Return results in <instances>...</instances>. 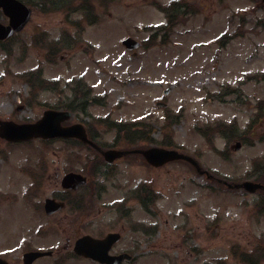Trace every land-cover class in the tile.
Here are the masks:
<instances>
[{
  "label": "rangeland",
  "instance_id": "obj_1",
  "mask_svg": "<svg viewBox=\"0 0 264 264\" xmlns=\"http://www.w3.org/2000/svg\"><path fill=\"white\" fill-rule=\"evenodd\" d=\"M168 1L30 0L27 25L0 44V116L36 118L70 99L71 122L86 121L107 149L163 144L193 156L213 176L254 180L264 167L262 1L181 0L184 9L157 36L151 27L166 22ZM127 36L152 40L132 54L121 43ZM162 38L168 42L159 44ZM26 76L32 79L26 82ZM83 96L85 107H75ZM106 116L101 125L98 118ZM127 136L134 140L124 141ZM92 151L62 139H0V242L21 237L38 247L62 243L67 220L61 213L49 218L29 206L57 193L61 177L75 172L89 182L82 188L88 201L129 197L134 210L125 226L133 217L135 230H128L126 241L155 249L138 264H264L259 191L226 187L181 160L156 168L128 154L104 166ZM32 177L41 186L37 198L27 188ZM148 191L155 214L140 206ZM97 206L88 208L87 222L98 217ZM57 217L62 228L37 236L41 224ZM78 217L77 224L69 217L71 234ZM7 257L15 260L17 253Z\"/></svg>",
  "mask_w": 264,
  "mask_h": 264
},
{
  "label": "flooded vegetation",
  "instance_id": "obj_2",
  "mask_svg": "<svg viewBox=\"0 0 264 264\" xmlns=\"http://www.w3.org/2000/svg\"><path fill=\"white\" fill-rule=\"evenodd\" d=\"M258 1V0H255ZM262 1V2H261ZM264 0H260V7H264ZM258 3V2H256ZM172 13V12H171ZM170 13V15H171ZM184 12L180 15H183ZM161 25V24H160ZM4 43L0 41V44ZM59 95V94H58ZM60 96V95H59ZM67 102L65 103L66 106L60 109L64 110H70L71 114L73 113V102ZM86 96L81 97V100L79 101V105L75 104V107L80 106L81 108H84L86 105ZM23 104L16 105V110L20 111L22 109ZM50 108V107H47ZM45 108V109H47ZM44 110V109H43ZM41 111L40 115H38L36 118L29 119L28 117L24 118H18L16 116H13L12 113L8 114L7 116H0L1 119H7V120H14L16 122H31L39 118L43 112ZM72 117V115H71ZM71 117L68 121L63 122V124L71 123ZM107 118V119H104ZM104 118H98L100 119L101 125L106 123L107 120H109V116H106ZM130 127H132V123H135V121L128 122ZM84 128L87 134V137L89 140L79 141L76 138H66L62 140L67 141H74V142H80L82 145H86L88 148L92 149L93 153H95L97 156L101 157L100 161L102 164L105 165H111L117 161V159L122 158L124 156H127L128 154H138L142 156L141 153L137 152H126L128 149L126 147H119V149L123 150V153L119 155V157H115L112 160L107 159L106 157H103L102 151H104L105 146L100 144V142L97 141V138L90 132L88 128V124L83 122ZM134 126V124H133ZM114 128H118L119 124L116 122L113 126ZM117 131V130H116ZM116 137H114L115 139ZM1 139V138H0ZM3 141L7 143L8 142L4 139ZM33 140H40V141H51L55 139H49L44 140L40 138H35ZM134 140V138L127 136L124 141L130 142ZM92 141V142H91ZM22 144V143H19ZM95 151V152H94ZM37 182L35 178H32V181L30 182V185L27 188L31 187V194L32 196H35L37 198L41 186H37ZM89 182L87 181V185H80L76 188H64L60 185L61 190H59L57 193L46 196L43 198L42 201H32L30 206L33 213L40 211L38 214L45 215L46 217H54V216H60L61 218H64L66 221V224L64 228H62L60 225V217L52 218L48 221L46 224H41L39 226L40 236H44L47 234L50 230L53 229V227L58 226L62 232H65L64 239L62 243H59L54 246L49 247H38L35 246L33 240H23V238H13L8 241L7 239H4L0 242V258L5 260V264H14V262H20V264L24 263V253L30 252V251H49L47 254L42 255L41 257H37L33 259L29 264H35L39 260H43L44 262L42 264H106L107 261H101L99 259H95L88 255L78 254L74 251V245L79 237L82 235H90L93 238L97 240L104 239L108 234L110 233H117V239L110 243L106 249L104 248H95L91 249L92 252L96 254H102V255H108V256H122L119 260L118 264H138L140 262V257H144L146 255L152 254L155 252V249H139L136 247L135 242L126 241V238H129L128 230H132L131 232H134L135 228L133 227V217L130 218L131 222V228L129 226H125V221L131 216L133 213L134 208L129 207L128 203V196L126 195L124 200H121L117 203H110L108 201H97V203H93L92 201L87 200V192L82 191L83 187H87ZM146 193V191H144ZM151 192V191H150ZM148 191L147 196L143 195L141 197L143 199V204L140 205L141 208L144 210L145 213H150L149 209L151 210V214H155V212L152 209V205L149 206L150 200H149V193ZM100 193H102V190L99 188L98 193L96 194L98 197L100 196ZM152 193V192H151ZM94 194V193H92ZM48 197H52L57 199L58 202L62 203L63 206L60 207L58 210L53 212H47L44 208V202L45 199ZM100 198V197H99ZM144 199L149 200L146 201ZM93 203V204H92ZM95 204L97 206V218H92L91 222H87V215H88V208H91V206L94 208ZM21 209V208H20ZM115 212V213H114ZM114 213V214H112ZM78 216L81 217V222L78 224V227L76 228L75 232L71 234L69 232L70 226V218L77 224V218ZM34 218V216H33ZM98 219L99 224H97L96 220ZM35 222V221H34ZM69 223V226H68ZM82 225V226H80ZM106 242H102V246ZM15 252L17 253L16 259L8 258V253ZM108 260V259H107ZM0 264H4L2 260H0Z\"/></svg>",
  "mask_w": 264,
  "mask_h": 264
},
{
  "label": "water",
  "instance_id": "obj_3",
  "mask_svg": "<svg viewBox=\"0 0 264 264\" xmlns=\"http://www.w3.org/2000/svg\"><path fill=\"white\" fill-rule=\"evenodd\" d=\"M0 8L9 18L8 24L6 25L0 22L1 40L12 35L15 31L21 30L25 26L31 15V8L20 0H0ZM122 42L127 48H132L137 45V43L131 38H126ZM70 115V112L66 110L47 109L43 112L42 117L34 123L16 124L13 122L0 121V136L13 141H23L37 136L43 138L76 137L83 141H87L84 128L81 124L74 123L68 126L61 125V122L68 119ZM238 145L239 144L237 143L236 147H238ZM142 153L144 154L147 161L153 165H160L168 160L177 158L189 160L197 165L193 158L175 150L152 147L147 150H143ZM120 154V151L114 149L104 152L105 157L109 160H112L114 157L119 156ZM84 182L85 179L81 177V175L75 173H67L62 179V185L64 187H76ZM237 186H242L249 191H254L255 188L259 187L258 184L250 181H245L244 183ZM45 207L48 211H52L57 208V205L53 202V200L50 199L46 200ZM93 242L94 241H92V239L83 237L77 242L75 250L78 253H84L85 255L101 258V255H98L92 251L84 250L86 243L94 245L97 243V241H95V243Z\"/></svg>",
  "mask_w": 264,
  "mask_h": 264
},
{
  "label": "trees",
  "instance_id": "obj_4",
  "mask_svg": "<svg viewBox=\"0 0 264 264\" xmlns=\"http://www.w3.org/2000/svg\"><path fill=\"white\" fill-rule=\"evenodd\" d=\"M26 3H28V4H32V3H30V0H24ZM43 1V3H46V1L47 0H42ZM39 2H41V1H39ZM151 40V38L149 39V41ZM165 42V40H161L160 41V43H164ZM87 94V93H86ZM85 95V94H84ZM256 117H261V114L259 113ZM262 175H261V181H262V183L264 184V167L262 168Z\"/></svg>",
  "mask_w": 264,
  "mask_h": 264
}]
</instances>
